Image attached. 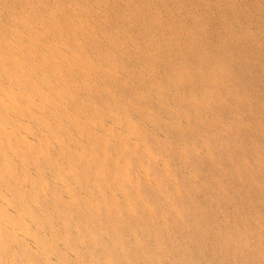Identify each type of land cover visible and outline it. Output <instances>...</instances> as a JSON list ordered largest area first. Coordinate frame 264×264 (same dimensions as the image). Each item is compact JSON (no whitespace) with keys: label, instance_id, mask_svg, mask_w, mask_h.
<instances>
[{"label":"bare ground","instance_id":"1","mask_svg":"<svg viewBox=\"0 0 264 264\" xmlns=\"http://www.w3.org/2000/svg\"><path fill=\"white\" fill-rule=\"evenodd\" d=\"M263 158L264 0H0V264H264Z\"/></svg>","mask_w":264,"mask_h":264},{"label":"rangeland","instance_id":"2","mask_svg":"<svg viewBox=\"0 0 264 264\" xmlns=\"http://www.w3.org/2000/svg\"><path fill=\"white\" fill-rule=\"evenodd\" d=\"M262 161V163H264V158L261 160ZM263 171H261L260 172V175H259V179H261V182H263L264 181V168L262 169ZM261 204L262 205H264V201L262 202L261 201ZM254 205V204H253ZM253 205H251V207H253ZM238 206V211H240L239 210V208H240V206H241V204L239 205H237ZM256 207H258V206H256ZM252 211H250V213H251ZM238 217H239V215H237V216H235L234 217V222H235V224L237 225V226H239V225H242L243 223L245 224V226L249 223V224H251L252 223V220H250V219H248V218H246V217H241L240 219H238ZM218 224V223H217ZM220 224L222 225V222H220ZM256 225H249V228H253V227H255ZM260 227H264V223L262 222V221H260ZM253 231H257V230H253Z\"/></svg>","mask_w":264,"mask_h":264}]
</instances>
